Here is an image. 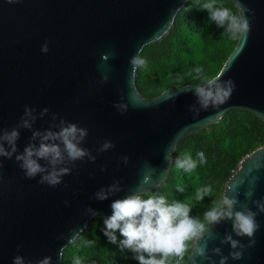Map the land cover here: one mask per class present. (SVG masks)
<instances>
[{"label":"water","instance_id":"95a60500","mask_svg":"<svg viewBox=\"0 0 264 264\" xmlns=\"http://www.w3.org/2000/svg\"><path fill=\"white\" fill-rule=\"evenodd\" d=\"M187 1L0 0V130L17 128L28 106L37 119L31 130L18 128V153L30 142L32 131L64 119L88 130L81 146L96 157L94 162L86 157L69 165L71 173L55 187L39 183V175L26 178L15 154L0 157V264H13L17 255L32 264L45 257L51 264H63L60 250L93 218L86 209L91 207L103 219L111 215L113 200L136 190L145 177L149 182L143 191L161 185L172 152L185 135L217 122L232 108L264 120V0H240L251 9L250 31L238 37L214 76L234 82L225 104L197 114L191 107L200 108L193 95L196 84L167 88L152 98L137 89V69L133 71L130 59L169 31ZM45 43L47 53L41 50ZM115 104L125 106L124 112ZM45 108L49 111L41 117ZM105 141L114 147L98 151ZM116 181L122 191L104 201L95 199L101 187ZM224 194L239 201L235 210L247 206L257 211L253 201L264 197V145L240 161ZM256 220L260 227L251 247L248 237L232 232L230 220L214 225L215 239L208 243L211 259L219 264L221 256L212 254L219 247L229 257L226 264H264V213ZM225 233L245 245L241 259H231L230 245L220 243ZM194 261L209 264L190 258V253L185 264Z\"/></svg>","mask_w":264,"mask_h":264},{"label":"clouds","instance_id":"9594fccd","mask_svg":"<svg viewBox=\"0 0 264 264\" xmlns=\"http://www.w3.org/2000/svg\"><path fill=\"white\" fill-rule=\"evenodd\" d=\"M15 2V0H9ZM235 11L218 5L217 0H207L201 5V9L206 10L208 16L217 27L223 28L232 38H245L250 31L249 9L240 0H234ZM179 11V10H177ZM41 50L48 52V45H42ZM133 71L146 66V61L139 55L130 59ZM200 82L194 85L193 95L196 97L199 109L191 106L199 113L200 110H207L209 107H216L225 104L231 97L235 88L231 79L222 80L220 77L200 76L203 69H194ZM106 80V77H104ZM115 107L124 112L125 106L115 104ZM34 109L26 106L24 115L20 119L17 128L0 130V157L11 159L15 154V160L19 162L20 168L24 171L26 178L33 179L40 176L39 183H47L55 187L62 183V177L71 173L74 162L83 160L86 157L90 161H95L96 157L87 149L82 147V143L88 135V130L79 127L75 123H70L61 119L59 124L52 123L48 129L43 131L34 130L30 137V142L18 153L17 141L20 137L18 128L32 129L33 123L37 119ZM49 110L47 108L40 112L44 116ZM58 114H53V121ZM56 129V130H53ZM38 142V143H37ZM7 145V147H5ZM111 141H105L100 152L113 148ZM197 159H193L190 153L182 154L174 161L175 167L191 173L197 168V162L205 164L207 159L204 152L196 153ZM166 160L171 162V153H166ZM45 163L42 165L40 161ZM124 164L128 163V157H122ZM103 167L101 171H105ZM148 177L138 188L129 195L115 199L110 207L112 213L103 218V234L110 243L119 244V247L128 249L134 254V259L138 264H169L170 258H177L183 261L185 254L190 253V258L195 256L203 258L209 264H216L208 255V243L215 239V234L211 232L214 225H218L225 220L232 222V232L237 237H248L251 247L255 244V233L260 225L257 223L258 213H264V197L253 201L257 211L253 212L247 206L241 210H235L239 201L235 197L224 194L221 199L213 202L212 207L204 212L203 219L190 215L192 206L190 203L175 201L169 203L162 194L143 191V185L148 183ZM120 181L105 187H101L95 193V199L104 201L117 192L122 191ZM180 192L182 188L177 189ZM235 190V189H230ZM213 192L211 184L201 186L196 190L195 200L203 201L206 196ZM250 196L251 193H248ZM86 212L93 217L99 213L91 207ZM117 231L122 239L117 240ZM87 246H92L94 241L85 240ZM221 244H229L232 251L229 256L233 260H239L243 256L245 245L234 239L232 234L225 233ZM213 255L221 256L219 264H226L228 256H223L219 247L212 249ZM63 255V248L59 252ZM13 264H32L31 261L17 255L13 258ZM36 264H51V258L45 257ZM74 264H81L79 258H75ZM195 264V261L193 262Z\"/></svg>","mask_w":264,"mask_h":264},{"label":"trees","instance_id":"16d2710c","mask_svg":"<svg viewBox=\"0 0 264 264\" xmlns=\"http://www.w3.org/2000/svg\"><path fill=\"white\" fill-rule=\"evenodd\" d=\"M207 0H188L178 11L172 27L159 40L146 44L139 56L146 66L136 70V86L148 98L155 97L167 88L198 84L200 80L194 69L200 67V76L214 77L218 74L238 38L216 26L201 5ZM218 5L235 11L232 0H217ZM264 145V120L245 109H229L222 117L197 132L185 135L172 152V164L165 181L150 190L164 195L169 203H190V215L203 219L213 202L222 198L225 184L238 169L240 161L256 148ZM204 152L207 162L191 173L175 167V159L190 153L197 159V152ZM211 184L213 192L203 201H196V190ZM182 188L180 192L177 189ZM103 219L99 216L89 220L85 229L63 249V264H138L134 254L110 243L104 236ZM117 240L122 239L117 231ZM94 241L87 246L84 241ZM170 258L169 264H185Z\"/></svg>","mask_w":264,"mask_h":264}]
</instances>
